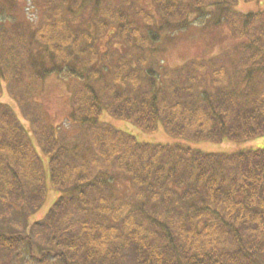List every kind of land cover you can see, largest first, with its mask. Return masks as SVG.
<instances>
[{
    "label": "trees",
    "instance_id": "16d2710c",
    "mask_svg": "<svg viewBox=\"0 0 264 264\" xmlns=\"http://www.w3.org/2000/svg\"><path fill=\"white\" fill-rule=\"evenodd\" d=\"M239 1L41 0L39 25L11 31L0 0V264H264V149L190 147L264 137V11L234 12ZM209 22L241 41L237 84L215 59L157 63L163 36ZM53 76L89 140L46 122L35 97ZM115 120L179 142H138ZM47 180L60 194L31 221Z\"/></svg>",
    "mask_w": 264,
    "mask_h": 264
},
{
    "label": "rangeland",
    "instance_id": "374dc122",
    "mask_svg": "<svg viewBox=\"0 0 264 264\" xmlns=\"http://www.w3.org/2000/svg\"><path fill=\"white\" fill-rule=\"evenodd\" d=\"M2 1L6 6H8L9 13L12 15L14 20L17 21L7 22V29L13 31L18 27L20 28V23L23 27H25L24 30L26 31L30 27H37L41 22V0ZM139 4L149 9L152 8L149 1H140ZM233 11L244 14L264 11V0H240ZM211 24L212 22H209V25L204 27L192 24L183 32L175 34L169 33L166 36H163L162 41L159 44L160 48L157 63H161L167 68H176L184 63H205L215 59V61L219 64H225L229 71L230 80L232 83L237 84L239 73L237 72L238 68L235 70L236 67L234 65L239 60V53L237 52V49L240 47L241 41L232 35L228 25L222 24L221 26H214V24ZM108 38L106 37L100 43L103 51L106 48L107 41L109 40ZM116 53L118 52H114L113 54ZM138 54L141 55L140 53ZM138 54L136 55L138 56ZM70 92V86H68L67 83L62 82L57 77L53 76L45 80L39 90L38 96L35 97V100L38 104H40L39 109L45 117L46 122L52 125H61L63 126V129L69 128L70 133L72 132V128H74V134H77L80 139H85L87 141L89 140V137L83 129L72 123L69 124ZM1 102L10 105L20 118L24 119L22 115L23 112L18 107L16 100H14L8 92L1 99ZM30 106L32 105L29 104V107ZM105 120L110 121L109 117H105ZM111 122L115 128L135 137L138 142L170 145H174L179 142L178 139L171 137L161 129L155 134H146L145 132L136 129L134 126L125 124L123 121L115 120V122ZM24 124L27 129H30L31 124L29 122L25 120ZM181 142H183V140H181ZM190 147L212 154H233L245 151H256L264 149V137L246 142H232L227 140L223 143H211L201 141L190 143ZM116 176L118 177V181L114 186V191L125 198L131 196L134 191L131 182L124 180L121 174L117 173ZM59 194L60 193L50 184L49 180H47L44 204L38 210L39 212L37 211L38 213L31 217V221H37L44 218L53 207V204L58 199ZM20 215L16 213V215L12 214L8 216V224L12 226L14 225L13 227H16L19 230L23 229L25 226V221ZM8 224H6L7 227L9 226Z\"/></svg>",
    "mask_w": 264,
    "mask_h": 264
}]
</instances>
